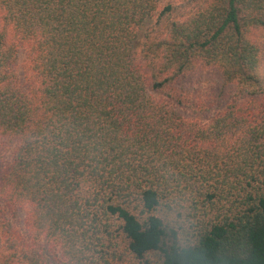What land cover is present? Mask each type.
Wrapping results in <instances>:
<instances>
[{"label":"trees","instance_id":"16d2710c","mask_svg":"<svg viewBox=\"0 0 264 264\" xmlns=\"http://www.w3.org/2000/svg\"><path fill=\"white\" fill-rule=\"evenodd\" d=\"M162 1L0 0V190L74 264H264V0ZM203 68L204 123L148 93Z\"/></svg>","mask_w":264,"mask_h":264},{"label":"rangeland","instance_id":"374dc122","mask_svg":"<svg viewBox=\"0 0 264 264\" xmlns=\"http://www.w3.org/2000/svg\"><path fill=\"white\" fill-rule=\"evenodd\" d=\"M177 1L164 0L159 4V7ZM155 19V16L146 19L139 28L136 42V49L139 51L143 34L152 26ZM253 40L259 44L261 49H264V37H261V34L256 33ZM26 50L25 45L20 46L15 66L17 79L23 88L28 85L31 75L28 69ZM219 79L220 75L213 68L197 69L178 78L172 84L165 86L164 89L149 88L148 93L157 100L165 101L173 106L180 116L204 123L215 112L207 110L209 106H204V103L209 100L205 94L213 93V90L218 86ZM11 156L12 145L0 135V178L2 169L11 160ZM28 209L27 203L22 200L11 199L10 201L0 190V264H74L69 260L59 242L47 238L44 234L35 233L30 228L27 220ZM114 241L117 242L113 246L115 253L112 254V248L107 250L114 256V258L109 257L110 264L159 263L156 254H149L146 260L136 258L128 251L126 240L120 236Z\"/></svg>","mask_w":264,"mask_h":264},{"label":"clouds","instance_id":"9594fccd","mask_svg":"<svg viewBox=\"0 0 264 264\" xmlns=\"http://www.w3.org/2000/svg\"><path fill=\"white\" fill-rule=\"evenodd\" d=\"M181 247H182V249H184V250H189V249H191L192 247H193V245H188V244H181Z\"/></svg>","mask_w":264,"mask_h":264}]
</instances>
